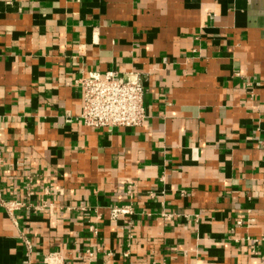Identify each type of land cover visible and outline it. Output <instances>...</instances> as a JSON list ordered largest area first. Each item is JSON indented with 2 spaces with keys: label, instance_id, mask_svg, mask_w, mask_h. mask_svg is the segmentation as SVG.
<instances>
[{
  "label": "crops",
  "instance_id": "1",
  "mask_svg": "<svg viewBox=\"0 0 264 264\" xmlns=\"http://www.w3.org/2000/svg\"><path fill=\"white\" fill-rule=\"evenodd\" d=\"M107 70L139 127L79 120ZM0 157L40 206H0V264H264V0H0Z\"/></svg>",
  "mask_w": 264,
  "mask_h": 264
},
{
  "label": "built area",
  "instance_id": "2",
  "mask_svg": "<svg viewBox=\"0 0 264 264\" xmlns=\"http://www.w3.org/2000/svg\"><path fill=\"white\" fill-rule=\"evenodd\" d=\"M78 85L82 90V108L79 120L85 126L112 130L139 127L144 122L147 91L137 74L121 75L113 70L103 73L90 71L78 81ZM1 164L2 158L0 157ZM33 177V174L25 175L27 199L24 202L16 199L6 200L0 193V206L11 219H14L16 211L21 208L29 210L40 208L30 202L31 196L34 194ZM128 187L130 189L132 186ZM78 208H82V206L78 205ZM68 209H70L69 206ZM109 214L112 219H116L120 216L132 215L133 209L131 204H116L109 207ZM236 224L240 225L242 221L238 220ZM252 240L255 243L258 241L257 239ZM252 252L256 253V250L252 249ZM88 256H92V252H88ZM45 264L49 263L45 262Z\"/></svg>",
  "mask_w": 264,
  "mask_h": 264
}]
</instances>
